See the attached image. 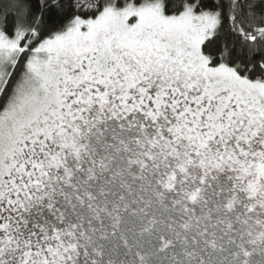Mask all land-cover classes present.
I'll return each mask as SVG.
<instances>
[{
	"label": "snow or ice",
	"instance_id": "obj_1",
	"mask_svg": "<svg viewBox=\"0 0 264 264\" xmlns=\"http://www.w3.org/2000/svg\"><path fill=\"white\" fill-rule=\"evenodd\" d=\"M0 264H264V0H0Z\"/></svg>",
	"mask_w": 264,
	"mask_h": 264
}]
</instances>
